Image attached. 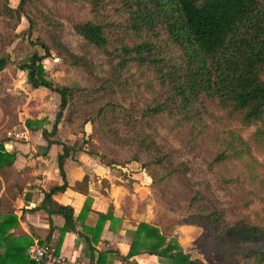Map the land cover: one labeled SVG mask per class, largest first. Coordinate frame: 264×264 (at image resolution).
Returning <instances> with one entry per match:
<instances>
[{"label":"trees","instance_id":"1","mask_svg":"<svg viewBox=\"0 0 264 264\" xmlns=\"http://www.w3.org/2000/svg\"><path fill=\"white\" fill-rule=\"evenodd\" d=\"M57 1L61 11L49 0H20L17 8L0 0V71L12 63L7 47L25 15L44 51L20 64L28 83L60 95L74 131L91 127L87 139L103 140L106 148L93 154L104 163L137 161L150 175L155 219L138 225L128 255L208 264L192 258L175 235L178 226L203 224L215 251L211 263L264 264V221L245 213L256 202L264 206L256 156L264 152V0ZM66 27L73 30V47L64 41ZM51 57L63 60V82L48 74L44 61ZM6 140L7 134L0 136V264H28L34 239L16 231L25 183L16 178L17 156ZM69 153L65 144L59 157L64 177ZM197 168L210 175L201 185L193 177ZM88 184L86 176L74 189L87 194ZM67 186L45 193L35 209L62 215V235L76 231L91 210L86 203L77 218L72 206L57 202L54 194ZM173 187L183 204L169 192ZM105 217L84 227L95 242Z\"/></svg>","mask_w":264,"mask_h":264},{"label":"crops","instance_id":"2","mask_svg":"<svg viewBox=\"0 0 264 264\" xmlns=\"http://www.w3.org/2000/svg\"><path fill=\"white\" fill-rule=\"evenodd\" d=\"M24 90L34 107L32 112L28 109L23 112L14 127L25 131L26 137L14 140L9 150L17 156L16 178L25 183L16 201L20 219L17 233L52 243L62 254L85 264H98L99 257V264H166L148 252L128 255L138 225L152 223L155 219L152 178L142 165L133 161L125 166H109L93 154L95 150L69 144L66 140L71 139L72 134L64 122V112L55 127L62 109L60 95L47 87L34 88L28 80ZM64 143L70 149L64 163L66 177L59 163V157L65 153ZM86 176L89 177L87 194L74 189L76 182ZM66 182L67 188L56 192L54 199L72 206L77 218L86 203L89 202L91 210L84 222L79 220L76 231L62 235L60 229L66 223L62 215L35 209L42 204L45 193ZM101 214L106 216L104 227L99 241L95 242L94 233L84 227H96Z\"/></svg>","mask_w":264,"mask_h":264},{"label":"rangeland","instance_id":"3","mask_svg":"<svg viewBox=\"0 0 264 264\" xmlns=\"http://www.w3.org/2000/svg\"><path fill=\"white\" fill-rule=\"evenodd\" d=\"M19 1L20 0H9L10 4L14 8H17L19 6ZM49 4L55 11H61L63 9V4H61L57 0H49ZM84 8L85 7H76L77 10H85ZM29 26L30 23L27 17L23 15L21 23L15 30V33H17L18 36L14 43L7 47V51L10 53V56L12 58V63L7 67L8 69L0 74V83L3 80V86L0 88V136H5L8 130L15 129L14 127L19 123V117H21V115L23 114V107H27L28 112L33 111L32 107H34V105H31V103L28 102L26 92L24 90V84L28 80L27 73L26 71L24 73V70H21L19 66L21 63L27 61L34 53L39 52L42 54L44 53V51L42 47L36 43L37 34H33V36H30L28 31ZM34 32H36V30H34ZM62 34L64 41L69 46L73 47L75 45L73 30L69 27H66ZM44 64L49 76L55 83L63 82V77L67 75V71L62 59L58 57H51L45 60ZM67 113L68 110L65 109L64 122L66 123L68 129L71 131L72 138L68 139V141L66 140V142H68L69 144H74L76 147L82 146L93 149L95 151H97L99 147H105L103 140L99 137L87 139V133L91 132L90 126L88 127L89 132L85 128V131H87L86 133H83L81 132L82 130L78 129H75L74 131V129L68 124L66 120ZM249 132L250 130H248L247 134ZM105 150L110 154L117 155L116 152L110 149ZM186 156L187 152L184 154V157ZM256 156L258 157L260 163L263 165L262 169L264 171V152L257 153ZM193 177L199 183V185H201L205 179L210 178V175L206 172L205 169L197 168ZM169 192L173 196H175V187L171 188ZM152 198L154 202L155 213L157 201L155 199L153 191ZM175 198L179 203H184L182 197H178L176 195ZM162 208H165L164 204H162ZM227 209H229V205H227ZM245 213L248 215H253V217L256 216L260 220L264 221V206L260 202H256V204H253L250 211H246ZM208 234V228L203 224L185 225L184 227L178 226L175 230V235L178 238L179 243L187 252L191 254L192 258H200L207 261L208 264H213L208 261V259H213L212 256L213 254H215V251L213 247L209 245L204 239V237H206ZM204 244H206L207 246ZM208 253H210L211 256Z\"/></svg>","mask_w":264,"mask_h":264},{"label":"built area","instance_id":"4","mask_svg":"<svg viewBox=\"0 0 264 264\" xmlns=\"http://www.w3.org/2000/svg\"><path fill=\"white\" fill-rule=\"evenodd\" d=\"M29 107V104H28ZM27 107H23V112ZM26 137L23 130L10 129L7 131V140L5 147L7 150L13 148L14 140H21ZM28 264H85L77 259L69 258L62 254L57 246L49 242H43L39 238H35L28 250Z\"/></svg>","mask_w":264,"mask_h":264},{"label":"water","instance_id":"5","mask_svg":"<svg viewBox=\"0 0 264 264\" xmlns=\"http://www.w3.org/2000/svg\"><path fill=\"white\" fill-rule=\"evenodd\" d=\"M63 112H64V108H62L61 111H60V113H59L58 120H57V122L55 124V127L56 128L58 127V124H59V121H60V119H61V117L63 115Z\"/></svg>","mask_w":264,"mask_h":264}]
</instances>
